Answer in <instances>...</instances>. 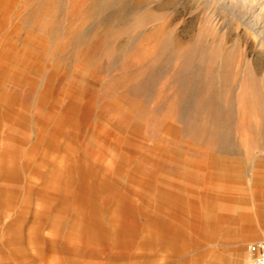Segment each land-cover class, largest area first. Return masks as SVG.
<instances>
[{"label": "rangeland", "instance_id": "obj_1", "mask_svg": "<svg viewBox=\"0 0 264 264\" xmlns=\"http://www.w3.org/2000/svg\"><path fill=\"white\" fill-rule=\"evenodd\" d=\"M242 2L0 0V264L245 263L264 10Z\"/></svg>", "mask_w": 264, "mask_h": 264}, {"label": "built area", "instance_id": "obj_2", "mask_svg": "<svg viewBox=\"0 0 264 264\" xmlns=\"http://www.w3.org/2000/svg\"><path fill=\"white\" fill-rule=\"evenodd\" d=\"M248 257L244 264H264V240L248 246Z\"/></svg>", "mask_w": 264, "mask_h": 264}, {"label": "bare ground", "instance_id": "obj_3", "mask_svg": "<svg viewBox=\"0 0 264 264\" xmlns=\"http://www.w3.org/2000/svg\"><path fill=\"white\" fill-rule=\"evenodd\" d=\"M233 1H239V2H242L243 0H233ZM256 1H259V4L261 3L263 5V8L262 10H264V0H256ZM223 2L226 3V0H223ZM243 3V2H242Z\"/></svg>", "mask_w": 264, "mask_h": 264}, {"label": "crops", "instance_id": "obj_4", "mask_svg": "<svg viewBox=\"0 0 264 264\" xmlns=\"http://www.w3.org/2000/svg\"><path fill=\"white\" fill-rule=\"evenodd\" d=\"M249 246V245H248ZM247 249H248V247H247ZM247 257H248V253H247V251H246V260H247ZM246 262V261H245Z\"/></svg>", "mask_w": 264, "mask_h": 264}]
</instances>
